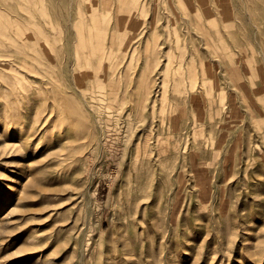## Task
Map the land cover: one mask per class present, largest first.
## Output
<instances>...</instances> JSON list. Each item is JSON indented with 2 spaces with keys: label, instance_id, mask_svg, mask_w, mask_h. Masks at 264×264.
<instances>
[{
  "label": "rangeland",
  "instance_id": "1",
  "mask_svg": "<svg viewBox=\"0 0 264 264\" xmlns=\"http://www.w3.org/2000/svg\"><path fill=\"white\" fill-rule=\"evenodd\" d=\"M78 2L107 17L105 71L115 64L126 90L77 155L68 129L46 143L41 98L26 134L0 113V264H264V0H41L20 15L41 23L44 11L47 35L64 39L56 57L28 64H54L67 82L89 69L72 52ZM121 8L129 17L117 19ZM16 61L19 74L38 73ZM142 71L148 86L134 91ZM146 136L142 189L128 205ZM66 147L73 156L61 160Z\"/></svg>",
  "mask_w": 264,
  "mask_h": 264
},
{
  "label": "bare ground",
  "instance_id": "2",
  "mask_svg": "<svg viewBox=\"0 0 264 264\" xmlns=\"http://www.w3.org/2000/svg\"><path fill=\"white\" fill-rule=\"evenodd\" d=\"M40 3L41 0H0V43L2 40L7 43L5 48H0V113L4 115L5 111H8L12 131H17L18 134H26L32 129L27 124L28 108L33 103V99L41 98L45 101L44 107L46 106L45 108L48 109L44 117L46 125L43 128L46 143L52 145L57 140L61 141L60 138H63V132L68 129L71 132L70 135L73 136L71 141L77 143L74 145V149H70L75 150V155H77L80 151L89 147L96 137L97 119L102 116L104 111L107 112L108 108L113 107L112 103L121 98L120 93L126 90L123 75L116 71V65L112 64L110 72L107 73L103 63L111 53L115 33L108 32V29L103 26L107 22V17L100 16L93 3H88V11H84L80 3H77L76 17L72 22V34L74 35L72 52L76 62H80L82 56L86 55L85 63L88 64L89 69L84 71V66V70L80 67L81 70L73 73L71 81L67 82L63 76L55 72L56 66L54 64L49 65L39 61V69H35L33 65L28 64L29 59H35L36 56L48 57L50 51L54 52L56 57L57 52L53 46L61 43V39H64L59 31H55L51 36L47 35L46 24H51V21L49 17L43 16L44 11L40 13L41 23L26 20L28 22V25H26L20 14L30 13L33 8H39ZM128 12V9L121 8L117 12V19L129 17ZM127 19L124 20L127 21ZM99 24L101 25L100 31H93L95 26ZM134 25L135 23L132 24V26ZM123 26V30L120 28L121 25L119 26L122 32L126 27L123 28ZM125 33L128 34L126 31ZM16 60L27 71L38 73L19 74V70L22 68L16 66ZM54 61L55 59H53ZM72 67L74 66L72 65ZM145 73L147 72L142 71L135 77L134 91L148 86L150 78ZM23 74L31 76V78H24ZM85 81H88V85H85ZM20 105L23 107L22 110H19ZM143 106L142 103H138L136 107L133 105L129 110H140ZM37 114H39L38 111ZM57 134L58 137H56ZM69 141L66 144L71 143ZM158 142L159 137H156V143ZM11 143L5 141L3 144L5 147H16L21 142ZM148 148L147 136L143 145L138 143L134 147L135 158L131 165L133 175L129 178L128 183V205H131L138 198L139 191L142 189L141 184L146 173L143 163L147 161ZM71 150L66 147V151L60 153L59 159H69L72 155ZM53 155L58 157L55 152H53Z\"/></svg>",
  "mask_w": 264,
  "mask_h": 264
}]
</instances>
